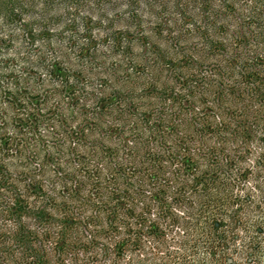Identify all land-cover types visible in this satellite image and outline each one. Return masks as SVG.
Listing matches in <instances>:
<instances>
[{"label": "trees", "instance_id": "1", "mask_svg": "<svg viewBox=\"0 0 264 264\" xmlns=\"http://www.w3.org/2000/svg\"><path fill=\"white\" fill-rule=\"evenodd\" d=\"M0 264H264V0H0Z\"/></svg>", "mask_w": 264, "mask_h": 264}]
</instances>
